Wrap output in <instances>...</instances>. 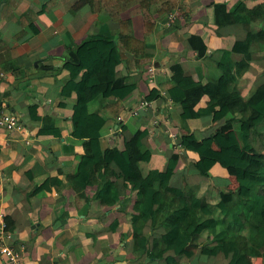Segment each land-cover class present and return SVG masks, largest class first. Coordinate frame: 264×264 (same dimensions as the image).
<instances>
[{
	"label": "crops",
	"instance_id": "0c3cea01",
	"mask_svg": "<svg viewBox=\"0 0 264 264\" xmlns=\"http://www.w3.org/2000/svg\"><path fill=\"white\" fill-rule=\"evenodd\" d=\"M80 1L0 0V108L16 114L26 127L24 134L0 132V213L13 228L12 239L7 242L19 252L22 264H167L165 260H150L134 251L132 218L137 192H128L121 208H108L96 198L94 186L78 194L69 184L84 147L71 136L73 101L60 107L59 95L68 78L63 70L68 48L98 34L105 21L114 35L120 30L118 23L95 14L92 0L74 11ZM239 1L248 10L264 3V0H183L172 27L166 26L167 17L158 20L156 49L147 54L137 53L140 67L123 71V75L130 74L138 87L125 101L121 123L127 130L118 139V126L107 130L103 143L106 148L115 144L122 147L127 138L147 131L141 149L153 156L150 163H140L145 176L152 169L164 170L173 153H177L180 159L171 186L187 189L208 179L197 165V155L184 150L180 138L185 135L199 143L215 133H228L232 124L227 120L214 123L210 116L195 117L183 104L174 105L168 92L160 89V80L171 64L180 63L196 80L204 84L215 81L224 87L218 65L221 51L231 50L236 41L247 37L248 31L241 25L216 26L211 7L213 2L227 3L230 9ZM137 7L124 12L121 19L130 20L134 36L143 40L145 22L143 15L135 14ZM250 30L254 35V60L250 70L240 76V98L226 94L221 101L237 119L244 116L250 97L264 83V44L258 40L264 20L253 22ZM191 35L200 36L208 46L203 58L190 48ZM133 58L125 53L127 61ZM242 59V54L233 55L235 62ZM151 66L157 69L154 80L147 73ZM235 73L239 75L237 68ZM156 88L158 98L149 107L137 116L128 115ZM104 99V103L114 100L111 92ZM208 103L209 98L204 97L195 112L207 108ZM34 105L38 106V117H51L55 121L62 137L39 134L42 123L34 121L29 110ZM48 177H59L62 188L30 196ZM211 179L218 189L233 191L238 187L235 177L220 165L213 168ZM145 233L153 247L165 230L148 226ZM230 261L226 254L211 257L205 249L192 258L178 257L174 264H230ZM253 264H264V258L253 259Z\"/></svg>",
	"mask_w": 264,
	"mask_h": 264
},
{
	"label": "trees",
	"instance_id": "16d2710c",
	"mask_svg": "<svg viewBox=\"0 0 264 264\" xmlns=\"http://www.w3.org/2000/svg\"><path fill=\"white\" fill-rule=\"evenodd\" d=\"M87 1L81 0L74 11ZM92 5L95 14L118 23L120 30L114 35L105 21L98 34L68 48L63 66L68 78L59 95L60 107L73 101L71 136L84 147L77 170L69 177L70 186L78 194L94 186L96 198L108 208H121L125 195L137 192L132 218L134 251L150 260L174 264L178 257L192 258L205 249L211 257L228 255L230 264H253V259L264 258V83L250 97L242 118H235L227 106L221 105L226 94L240 98V76L250 70L254 60L250 27L256 20H264V3L253 10H248L242 1L230 9L227 3H212L216 26L241 25L248 31L247 37L236 41L231 50L221 51L218 65L224 87L215 81L204 84L196 80L180 63L171 64L160 80V89L168 92L174 105L183 104L195 117L210 116L214 123L227 120L232 124L228 133H215L199 143L181 136V147L197 155V165L208 177L187 189L170 184L180 159L177 153H173L164 170L152 169L148 176L143 174L140 163H150L153 156L141 149L147 131L127 138L122 147L115 144L106 148L103 143L107 130L118 126L117 139L127 130L121 123L125 101L138 87L123 71L140 67L137 53L156 49L158 20L183 7V0H92ZM135 6V14L144 17L143 40L134 36L130 20L121 19ZM258 40L264 44V30ZM188 42L200 58L207 54L208 46L200 36L191 35ZM126 52L133 55L131 61L125 59ZM235 53L243 55L242 61L233 60ZM108 92L114 100L104 103ZM158 93L157 88L153 89L143 101L152 102ZM204 97L209 98L207 108L195 112ZM137 108L128 115L137 116ZM29 110L32 119L42 123L41 136L62 137L51 117L37 116V105ZM217 165L235 177L236 190L218 189L213 184L212 170ZM27 175L33 178L29 172ZM62 186L59 177H48L30 196ZM215 190L217 195L213 197ZM5 221L12 234L7 217ZM148 226L165 230L153 247L145 233ZM202 239L206 240L204 244Z\"/></svg>",
	"mask_w": 264,
	"mask_h": 264
},
{
	"label": "built area",
	"instance_id": "2783aa9c",
	"mask_svg": "<svg viewBox=\"0 0 264 264\" xmlns=\"http://www.w3.org/2000/svg\"><path fill=\"white\" fill-rule=\"evenodd\" d=\"M178 10L168 15L166 26L172 27L175 24V21L180 14ZM147 73L149 78L154 80L157 75L156 67H149ZM150 104L151 103L148 101L139 103L134 115H138L140 111L149 107ZM119 120H122V117L119 118ZM25 128L26 127L24 123L16 114L11 113L4 108H0V132L5 131L9 133L24 134ZM5 218L6 216L3 213H0V236L2 241L0 246V264H22L21 255L19 252L12 244L7 242L8 240L12 239V234L8 231V225L5 221Z\"/></svg>",
	"mask_w": 264,
	"mask_h": 264
}]
</instances>
